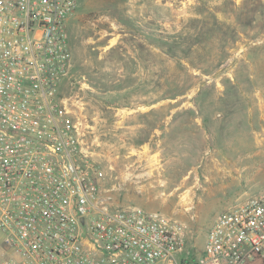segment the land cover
I'll return each instance as SVG.
<instances>
[{
  "label": "rangeland",
  "instance_id": "rangeland-1",
  "mask_svg": "<svg viewBox=\"0 0 264 264\" xmlns=\"http://www.w3.org/2000/svg\"><path fill=\"white\" fill-rule=\"evenodd\" d=\"M66 26L60 96L102 196L175 219L196 257L264 187V0H77Z\"/></svg>",
  "mask_w": 264,
  "mask_h": 264
},
{
  "label": "built area",
  "instance_id": "built-area-1",
  "mask_svg": "<svg viewBox=\"0 0 264 264\" xmlns=\"http://www.w3.org/2000/svg\"><path fill=\"white\" fill-rule=\"evenodd\" d=\"M76 7L0 0V264H264V187L216 217L196 257L179 256L175 219L108 205L60 96Z\"/></svg>",
  "mask_w": 264,
  "mask_h": 264
},
{
  "label": "crops",
  "instance_id": "crops-1",
  "mask_svg": "<svg viewBox=\"0 0 264 264\" xmlns=\"http://www.w3.org/2000/svg\"><path fill=\"white\" fill-rule=\"evenodd\" d=\"M223 162L227 165L223 168L226 172H232L233 169L239 170L238 162H235L233 158L230 156L229 152L223 154ZM215 161H219L218 158H214ZM216 165V164H215Z\"/></svg>",
  "mask_w": 264,
  "mask_h": 264
},
{
  "label": "trees",
  "instance_id": "trees-1",
  "mask_svg": "<svg viewBox=\"0 0 264 264\" xmlns=\"http://www.w3.org/2000/svg\"><path fill=\"white\" fill-rule=\"evenodd\" d=\"M181 260H184V259H181Z\"/></svg>",
  "mask_w": 264,
  "mask_h": 264
}]
</instances>
